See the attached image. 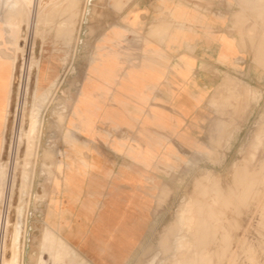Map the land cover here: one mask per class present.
Listing matches in <instances>:
<instances>
[{
	"label": "rangeland",
	"instance_id": "obj_1",
	"mask_svg": "<svg viewBox=\"0 0 264 264\" xmlns=\"http://www.w3.org/2000/svg\"><path fill=\"white\" fill-rule=\"evenodd\" d=\"M13 1L0 0V68L10 66L12 77L0 164L8 162L10 171L16 165L0 207L8 221L5 247L0 232V262L11 261L16 227L22 264H90L53 233L43 212L56 178L52 151L68 144L76 128L72 117L82 120L84 69L88 62L104 63L101 40L94 45L109 8L106 0ZM253 6L235 25L243 54L249 55L242 71L223 74L202 109L198 136L179 138L190 145L169 138L171 145L157 157L169 173L159 187L155 223L128 264H264V0ZM28 21L34 23L31 29ZM43 61L51 63L57 80L44 86L40 99L33 96L34 63ZM32 113L38 123L28 137ZM187 209L190 222L182 224L179 215Z\"/></svg>",
	"mask_w": 264,
	"mask_h": 264
},
{
	"label": "crops",
	"instance_id": "obj_2",
	"mask_svg": "<svg viewBox=\"0 0 264 264\" xmlns=\"http://www.w3.org/2000/svg\"><path fill=\"white\" fill-rule=\"evenodd\" d=\"M253 3L106 0L94 45L101 40L104 63L84 69L82 120L72 117L68 144L52 151L56 178L43 212L90 264H128L153 227L169 173L157 157L169 138L198 136L223 74L242 71L249 55L235 25ZM9 79L7 66L0 87Z\"/></svg>",
	"mask_w": 264,
	"mask_h": 264
},
{
	"label": "bare ground",
	"instance_id": "obj_3",
	"mask_svg": "<svg viewBox=\"0 0 264 264\" xmlns=\"http://www.w3.org/2000/svg\"><path fill=\"white\" fill-rule=\"evenodd\" d=\"M15 1V0H14ZM13 1V2H14ZM34 1V0H33ZM35 2V1H34ZM16 6V5H15ZM37 7V6H36ZM34 8V7H33ZM32 8V9H33ZM16 9V8H15ZM14 9V10H15ZM18 9V8H17ZM75 11V10H74ZM34 12V11H33ZM36 12V10H35ZM68 13V12H67ZM21 16V15H20ZM33 16V15H32ZM71 16V14H70ZM7 18V17H6ZM5 18V20H6ZM31 18V17H30ZM45 19V18H44ZM38 20V19H37ZM5 22V21H4ZM45 22V20H44ZM47 22V21H46ZM34 23H32V21H28L27 23V29H31V27L33 26ZM38 24V23H37ZM74 29V28H73ZM30 31V30H29ZM47 31V30H46ZM59 32V31H58ZM65 33V32H64ZM64 33L62 35H64ZM30 34V33H29ZM41 34V33H40ZM50 35V34H49ZM58 36V35H57ZM61 38V37H59ZM62 39V38H61ZM60 39V40H61ZM53 40V39H52ZM52 42V41H51ZM258 42V41H257ZM54 44V43H53ZM258 44V43H257ZM263 45V44H262ZM44 46V45H43ZM261 46V45H259ZM263 47V46H262ZM46 51V50H45ZM259 53V52H258ZM257 55V54H256ZM29 57V56H28ZM261 57V56H260ZM159 58V57H158ZM28 64V63H27ZM2 65V64H1ZM0 65V67H2ZM34 65L36 66V86H35V90H34V98H40L43 99L45 97V93L46 91L41 92V90L44 88V86H46V84H48L47 86L52 87L55 83V81L57 79H52V74L54 72V68L51 65L50 62L48 61H43V62H35ZM6 67V66H5ZM1 69V68H0ZM4 77V76H3ZM10 82H8L7 84H2V86L0 87V91H2V97H1V106H0V112H2L1 118H0V122H1V128H0V147H2V143H3V132H4V121L7 117V112L9 111V104H10V94L12 93V86H11V82H12V77H11V73H10ZM30 116V115H29ZM38 123V119H37V113L35 114H31L30 116V121H29V130L28 132H26V136H30L32 133H34L36 126ZM29 148V146H28ZM16 154V153H15ZM168 155V154H167ZM171 155V154H170ZM163 160L167 161V157H162ZM43 163V162H42ZM41 164V163H40ZM16 165L12 166V171L11 167L10 169H8V162H7V167L5 165H3L2 163L0 164V185L1 186V191H0V207L3 206V199H2V195L4 193V190L6 191V189L8 188V184L7 187H5L6 184V179H10V187L13 184V171H15V167ZM27 167V166H26ZM25 167V168H26ZM239 175V174H238ZM26 178V173L23 172V179ZM242 178V177H241ZM240 181L239 179L233 183H236ZM239 184V183H238ZM201 185V184H200ZM210 185V184H209ZM217 189V190H216ZM213 190L216 194H219L220 190L216 187H213ZM216 190V191H215ZM212 192V191H211ZM202 193V192H201ZM204 193V192H203ZM232 193V192H231ZM222 199V198H221ZM201 204V203H200ZM206 205V204H205ZM212 206V205H211ZM209 208V207H208ZM200 210V209H199ZM210 210V209H209ZM20 211V210H19ZM197 211V210H196ZM203 211V210H202ZM208 211V210H207ZM214 211V210H212ZM198 212V211H197ZM211 213V212H210ZM213 214V212H212ZM201 215V213H200ZM199 215V216H200ZM203 215V214H202ZM214 216V215H213ZM203 217V216H202ZM200 217V218H202ZM207 217V216H206ZM178 221L182 224H187L190 222L189 219V210H183L182 213L179 215V219ZM195 222V221H194ZM199 223L200 220L198 221ZM197 222V223H198ZM196 223V224H197ZM210 225V224H209ZM7 226H8V221H7V217L5 216V218L3 219V216L1 215V211H0V232L3 231V235H2V245L5 247V237L7 234ZM14 226V225H13ZM205 226V225H204ZM3 227V229H2ZM18 228V227H17ZM201 228V227H200ZM203 228V227H202ZM206 228V227H205ZM203 230V229H202ZM6 231V232H5ZM200 231V230H199ZM202 232V231H201ZM196 233V232H195ZM199 233V232H198ZM201 234V233H200ZM197 235V234H196ZM20 238L22 240V235L20 236L18 233V230L14 229V234H13V238H12V258L10 262H6L4 259H1L0 264H22L23 263V252H24V246H23V240L22 242H20ZM47 239V238H46ZM184 238L180 237L179 238V242L180 244H183ZM19 242V243H18ZM46 242V241H45ZM44 242V243H45ZM17 244L19 245V248H17ZM51 244V243H50ZM22 245V248H21ZM192 245V244H191ZM44 246V245H43ZM51 246V245H49ZM48 248V247H47ZM51 250V247H50ZM48 252V251H47ZM209 255V254H208ZM182 257V256H181ZM183 260L180 261V263L182 264Z\"/></svg>",
	"mask_w": 264,
	"mask_h": 264
}]
</instances>
